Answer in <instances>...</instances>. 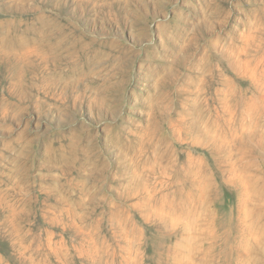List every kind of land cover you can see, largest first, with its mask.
Returning a JSON list of instances; mask_svg holds the SVG:
<instances>
[{
    "label": "rangeland",
    "instance_id": "obj_1",
    "mask_svg": "<svg viewBox=\"0 0 264 264\" xmlns=\"http://www.w3.org/2000/svg\"><path fill=\"white\" fill-rule=\"evenodd\" d=\"M0 264H264V0H0Z\"/></svg>",
    "mask_w": 264,
    "mask_h": 264
}]
</instances>
